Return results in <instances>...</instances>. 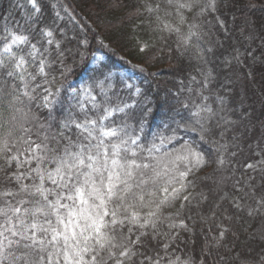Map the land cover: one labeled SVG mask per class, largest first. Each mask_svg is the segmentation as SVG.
<instances>
[{
	"label": "trees",
	"instance_id": "trees-1",
	"mask_svg": "<svg viewBox=\"0 0 264 264\" xmlns=\"http://www.w3.org/2000/svg\"><path fill=\"white\" fill-rule=\"evenodd\" d=\"M208 2L199 0L192 11L181 9V20L175 3L168 5L167 0H37L39 11L29 0H0V52L9 33L28 37L24 73L28 88L24 89L25 81L7 75L12 63L6 56L7 67L0 68L3 121H9L5 126L13 129L14 137H30L61 151L68 140L58 133L74 143L82 139L74 125L62 126L81 112L74 106L66 83L82 77L84 87L94 95L92 104L124 96L134 104L122 114L115 111L108 121L132 111L155 136L175 135L171 147L191 143L204 154L207 163L193 169L187 178L191 181L185 193L191 194L189 201L177 200L174 207L165 208L167 219L158 223L159 235L152 239L149 229V236L142 238L144 247L138 245L133 261L125 264H140L144 256H164L163 263L181 257L197 263L203 260L204 264H264V205L259 211L254 197L262 195L259 182L263 179L251 176L258 167H246L264 160V0H215L214 11L201 13ZM157 4L158 11L147 10ZM47 31L53 35L46 36ZM102 45L111 51L96 67L88 68L90 56ZM117 57L124 58L123 65L141 63L148 65V70L165 67H160L155 76L143 78L140 93L131 98V90L121 86L114 92L111 86L119 78L114 72ZM41 60L45 61L44 75L37 74ZM191 89L199 95L196 109L184 100ZM24 91L33 98L23 95ZM13 95L20 96L22 103L16 107L22 109L21 113L8 107ZM45 95L51 101L47 106ZM196 112L200 116H195ZM198 119L204 130L196 123ZM24 128L30 131L25 133ZM54 135L56 140L51 139ZM44 136L49 140L44 141ZM235 157H241L240 161ZM221 158L223 165L217 163ZM234 164L241 168L234 170ZM0 166H4L2 159ZM222 172L229 177L225 186L218 184ZM4 175L0 172V192L16 191L15 182L5 181ZM250 176L254 177L250 182L253 192L244 183ZM11 198L0 197V205ZM235 203L241 207L237 209ZM181 221L187 228L169 227ZM224 228L229 231L217 247L214 237L218 238ZM165 243L169 245L166 250Z\"/></svg>",
	"mask_w": 264,
	"mask_h": 264
},
{
	"label": "snow or ice",
	"instance_id": "snow-or-ice-1",
	"mask_svg": "<svg viewBox=\"0 0 264 264\" xmlns=\"http://www.w3.org/2000/svg\"><path fill=\"white\" fill-rule=\"evenodd\" d=\"M29 2L39 11L37 0ZM198 2L167 0L168 5L175 3L178 13L181 9L192 11ZM215 7V0H209L200 12L214 11ZM159 9L157 4L155 9L149 7L147 10ZM180 15L183 20V14ZM164 27L169 26L165 24ZM45 35L51 37L53 33L47 31ZM9 36L11 39H5L0 53V68L7 67V54V60L12 63V70L7 75L25 81L27 61L23 55L13 51V45L27 43L28 37L14 33H9ZM48 43L51 44L52 40ZM32 48L35 50V45ZM44 64L45 61L41 60L38 75L45 74ZM31 79L35 80L36 76H31ZM27 88L25 81L24 89ZM22 94L33 98L28 91ZM43 99L45 106L51 103L48 95ZM17 103H22L20 96L13 95L8 107L15 113H21ZM124 108H105L104 115L98 120L86 116L80 122L75 119L65 121L62 126L69 128L74 125L82 139L74 143L62 132L58 133L68 140L61 151L43 141L36 143L30 137H14L13 129L5 126L9 121H3L0 104V121H3L0 123V159L4 161L0 172L5 173V181H14L17 185L16 191L0 192V197H12L14 200H4L0 205V264H125L133 261L137 255L134 249L138 245L144 247L142 238L149 236V229L152 230V239L159 235L158 223L167 219L164 217L165 208L174 207L177 200L189 201L191 194L185 193L191 181L187 178L193 169H200L207 163L204 154L191 143H185L174 152L157 155L160 147L153 142L145 148L139 135L128 131L127 125L111 127L104 123L113 111L123 112ZM202 111L210 113L211 109ZM194 115L200 116V112ZM11 119L15 121L17 118L12 115ZM196 123L204 130L201 120ZM23 131L26 133L30 129L24 128ZM139 131L143 132V122ZM158 138L163 145L170 143L175 136L161 133ZM51 139L57 138L54 135ZM47 140L49 137L44 136V141ZM17 144L21 146L17 147ZM33 162L35 167H32ZM217 163L223 165L225 161L221 158ZM246 167L255 170L256 165L248 164ZM253 179L248 177L245 185L250 187ZM25 180L32 182L24 183ZM238 191L242 192L243 188ZM258 204L264 205V197ZM234 206L237 209L241 207L239 203ZM180 226L187 228L183 221ZM169 227L175 228L176 224L170 223ZM227 231L229 229L224 228L218 238L214 237L217 247ZM163 247L166 250L169 245L165 243ZM161 259L163 257L153 259L144 256L140 264H145V261L160 264ZM177 261L179 257L170 259L168 264H177ZM181 264H190V261ZM200 264L204 261L201 260Z\"/></svg>",
	"mask_w": 264,
	"mask_h": 264
},
{
	"label": "rangeland",
	"instance_id": "rangeland-1",
	"mask_svg": "<svg viewBox=\"0 0 264 264\" xmlns=\"http://www.w3.org/2000/svg\"><path fill=\"white\" fill-rule=\"evenodd\" d=\"M16 34V33H14ZM18 35V34H16ZM11 39V37L9 38V40ZM27 48L25 46V44H20L19 46L13 45V51L16 52L18 55H23L25 57V52H26ZM108 50L111 51V49L107 48L105 45H102V47L98 48L97 47V51L95 53H93L90 56V60L88 62V68H92V67H96L98 63H100L101 61H103L105 53L109 52ZM2 53V50L1 52ZM7 54H5L6 56ZM123 57H117V63L114 66V72H117L119 74V78L117 79L116 82L112 83L111 86L113 88V90H115L114 92H116V90H119V88H121V86L123 87V89L125 91H132V95L131 98H133L134 96L138 95L140 93V84L143 81V78H145L146 76H148V74H151L152 76H155L158 71L159 68L161 67H165V66H160L158 68H154L151 70H148L146 67H148V65H144L141 63H135V64H125L123 65L121 62L123 61ZM67 87L69 88V95L72 96L75 101H74V106L78 107L79 109L81 108V112L79 113L78 116L74 117L77 118L75 119L77 122L83 121L84 118L87 116L90 119H99L100 116L104 115V109L105 108H109V109H115L117 107H120L121 105L122 108H124L125 105H128V107L126 108H133L134 104L130 102V99L128 100V98L126 96H124L123 98H119V97H114L116 98L114 101H108V102H104L102 101L100 103L101 107L99 104H96L97 107H93L94 104H92V101L94 99V95L92 92H90L89 88H85L84 85L85 83H83L82 81V77L79 78L77 81L74 80H69L66 83ZM194 94H191L193 93ZM121 94H126L125 93H121ZM195 95V96H193ZM199 95L196 92L195 89H191L189 91H187L186 95H185V103H190V104H186V105H191L190 107L192 109H196L195 107H198V104L196 102L195 99H198ZM113 98V99H114ZM193 105V106H192ZM124 108V110L126 109ZM116 112L113 111L112 112V116L115 114ZM123 112H119V114H122ZM130 115H124L122 116L120 119L112 122V121H108L111 117H109L107 120L104 121V123L106 125H109L111 127H116V124L118 125H127L129 129L133 130L131 133L133 135H139L140 137V143L144 145L145 148L149 147L151 145V143H155L160 147V152L157 153V155H162L165 152H174L175 150L179 149L182 145H184L185 143L181 144L179 143V145L175 146L174 148L171 147V143H166L161 145L160 144V140H159V135L157 134V136H155L153 133V131H151L150 128L146 129L144 127L143 124V132L141 133L139 131L140 127H141V122H143L141 120V116L140 115H135L132 111H130ZM115 126H114V125ZM137 127L136 130L133 129V127ZM164 135V134H163ZM164 136H171V135H164ZM175 136V135H174ZM154 137H157L156 139H154ZM176 137V136H175ZM80 139H78L79 141ZM253 142L256 143V139H253ZM255 146V145H254ZM56 148V147H55ZM173 148V149H172ZM142 155H147V153H142ZM244 158H246V156H243ZM241 157H235V160L237 162L240 161ZM236 162V163H237ZM235 163V164H236ZM233 165V169H240L241 167H238L236 165ZM49 167H51V165H49ZM257 170L255 172H251V176L253 175H258L259 177H261L263 180L260 181L259 183L262 184V188H260V191H262V195L260 197H257L254 194V197L256 198V205L259 208V211L262 207V205L258 204V201L261 200L262 197H264V163L262 164H256ZM181 168H183V165H181ZM21 171H23L21 169ZM225 172H222L221 175L219 176V181L218 184L219 186L221 185H226V183H229V177L227 175H225ZM244 175V173H242ZM250 176V177H251ZM245 182V181H244ZM51 186V185H49ZM248 190H250L251 192H253L251 186H248ZM247 192V191H246ZM16 199H19V197H16ZM11 201L14 202L13 198H11ZM262 211V217L264 218V208L261 210ZM264 222V220H263ZM175 228H180V225L176 226ZM220 231L218 232V236H219ZM135 250V249H134ZM165 257L163 256V259ZM177 258V257H176ZM173 259V260H176ZM183 261H190V264H200L199 262H195L193 260L187 259V258H179V261H177V264H181V262ZM160 264H168V263H163L162 259L160 260Z\"/></svg>",
	"mask_w": 264,
	"mask_h": 264
}]
</instances>
